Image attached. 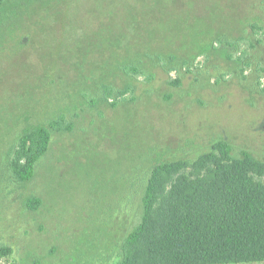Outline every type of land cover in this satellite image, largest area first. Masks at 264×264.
<instances>
[{"label": "rangeland", "instance_id": "obj_1", "mask_svg": "<svg viewBox=\"0 0 264 264\" xmlns=\"http://www.w3.org/2000/svg\"><path fill=\"white\" fill-rule=\"evenodd\" d=\"M6 8L0 251L8 254L0 264H118L157 166L193 163L218 143L264 161V0H19ZM220 39L239 44L225 50ZM126 65L153 80L127 76ZM104 85L133 92L113 106L102 100ZM62 114L75 129L53 133L34 177L19 182L10 151L26 129Z\"/></svg>", "mask_w": 264, "mask_h": 264}, {"label": "trees", "instance_id": "obj_2", "mask_svg": "<svg viewBox=\"0 0 264 264\" xmlns=\"http://www.w3.org/2000/svg\"><path fill=\"white\" fill-rule=\"evenodd\" d=\"M9 1L19 0H0V26L11 17L6 8ZM219 41L225 50L239 44ZM225 56L238 63L244 61L243 56L237 58L228 52ZM157 60L167 65L162 56ZM122 70L130 77H144L147 81L154 78L137 65H126ZM172 84L179 86L180 82ZM102 91V100L113 106L133 92L131 87L117 90L110 85H104ZM89 102L96 104L97 99ZM74 129V122L65 114L46 127L26 129L10 151V173L19 182L30 181L37 162L49 150L52 134ZM40 205L39 198L28 203L32 210ZM143 206L142 224L126 237L118 264L264 262V161L249 152L235 157L231 145L218 143L212 153L193 163L157 166L148 181Z\"/></svg>", "mask_w": 264, "mask_h": 264}, {"label": "crops", "instance_id": "obj_3", "mask_svg": "<svg viewBox=\"0 0 264 264\" xmlns=\"http://www.w3.org/2000/svg\"><path fill=\"white\" fill-rule=\"evenodd\" d=\"M257 263H261V262H257ZM246 264H249V263H246Z\"/></svg>", "mask_w": 264, "mask_h": 264}]
</instances>
